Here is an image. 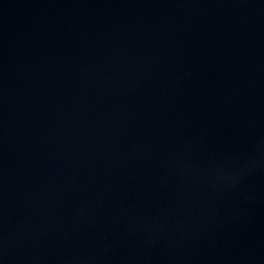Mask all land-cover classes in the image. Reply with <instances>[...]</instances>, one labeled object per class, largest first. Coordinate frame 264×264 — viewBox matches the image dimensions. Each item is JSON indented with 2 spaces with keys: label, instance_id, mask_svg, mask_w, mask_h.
<instances>
[{
  "label": "water",
  "instance_id": "obj_1",
  "mask_svg": "<svg viewBox=\"0 0 264 264\" xmlns=\"http://www.w3.org/2000/svg\"><path fill=\"white\" fill-rule=\"evenodd\" d=\"M0 264H264V0H0Z\"/></svg>",
  "mask_w": 264,
  "mask_h": 264
}]
</instances>
